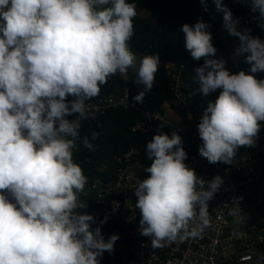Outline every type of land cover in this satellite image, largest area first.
Segmentation results:
<instances>
[{"label": "clouds", "instance_id": "9594fccd", "mask_svg": "<svg viewBox=\"0 0 264 264\" xmlns=\"http://www.w3.org/2000/svg\"><path fill=\"white\" fill-rule=\"evenodd\" d=\"M238 2L264 29V0ZM214 3L223 29L238 38L234 55L244 56L247 73L231 72L226 60L214 58L211 25L202 17L181 31L191 59L203 61L194 69L199 94L207 98L220 90L197 124L199 155L231 165L241 147L257 146L264 128V79L255 75L264 73V39L251 28L241 30L222 0ZM136 16L130 0H0V264H101L105 252L114 253L120 237L105 240L107 217L97 224L79 198L88 178L73 159L81 124L69 117L89 118L86 101L109 77L135 65L128 41ZM159 64V53L140 60L134 83L143 90L133 106L154 87ZM98 135L93 131L91 140ZM81 139L93 149L87 136ZM146 156L149 175L134 191L140 235L152 249L200 238L212 226L209 202L224 178L198 176L185 163L188 153L175 131L158 129ZM232 204L227 215L239 225L240 198Z\"/></svg>", "mask_w": 264, "mask_h": 264}, {"label": "built area", "instance_id": "2783aa9c", "mask_svg": "<svg viewBox=\"0 0 264 264\" xmlns=\"http://www.w3.org/2000/svg\"><path fill=\"white\" fill-rule=\"evenodd\" d=\"M234 19L239 21L241 30L254 26L250 13ZM220 38L224 44L237 39L229 36L223 26ZM234 53L228 49L221 56L227 61L226 67L235 73L240 71L241 60ZM186 68V64L175 61L167 66L177 108L165 103L162 111L154 106L147 93L143 103L133 106V97L143 90L142 86L135 85L119 95L86 102L90 117L80 119L76 116L74 119L81 124L80 136L83 138L96 120L111 109L123 106L145 116L146 121L134 126L133 132L145 130L146 124H149V141L155 135L154 121L169 126V135L172 131L177 132L188 153L185 163L206 180L217 174L225 180L220 191L209 202L212 226L200 238H190L163 248H151L150 239L141 236L138 230L141 217L135 207L134 196L138 181L149 175L144 169L150 166L151 161L146 156V145L134 147L116 158L114 177L93 180L86 184L84 193L79 197L88 204L84 211L94 215L97 224L107 217V222L101 227L105 240L113 234L120 237L114 245V253L110 255L105 252L101 264H264V128L259 134L257 146L241 147L231 165L210 164L202 158L198 152L202 141L198 136L197 124L207 101L202 99L194 82L186 77ZM217 97L209 99L215 100ZM189 112L192 113L191 120L187 118ZM81 138L76 139L77 147L73 154L79 148ZM235 198H240L243 210L239 225L233 224V218L227 215ZM113 201L118 202V207H114Z\"/></svg>", "mask_w": 264, "mask_h": 264}, {"label": "trees", "instance_id": "16d2710c", "mask_svg": "<svg viewBox=\"0 0 264 264\" xmlns=\"http://www.w3.org/2000/svg\"><path fill=\"white\" fill-rule=\"evenodd\" d=\"M134 2L140 11L147 14L142 16L137 12L134 19V35L128 41V47L131 52L136 54L151 55L159 53L160 64L156 73V83L151 91L147 92L153 101L154 106L163 111L164 104L168 103L177 108L173 91L171 90V80L168 78L167 66L175 61L178 64H186L185 75L192 80L199 89V84L195 79L194 69L203 61H193L190 53L185 48V34L181 31L184 23L194 24L198 17L211 25L210 31L213 36V45L218 49L214 58H222L221 54L228 49L235 51L238 47V38L229 44H224L220 38L223 26V13L216 9L214 0H130ZM233 15V18L253 13L249 8L238 2V0H222ZM207 9V10H205ZM252 35L264 39V29L257 27V21L254 19V26L251 27ZM240 70L249 71L250 65L244 62V56L238 57ZM258 79H264V73L255 74ZM134 81L129 83L117 73L108 78L106 84L101 86L98 96L89 101H96L109 95H119L129 87L135 86ZM143 87V86H142ZM220 90L211 93L209 97H202L207 101L210 97L218 96ZM71 99V97H69ZM75 117H69L74 119ZM146 121L144 115L136 112L130 107H117L111 109L106 115L96 120L89 126L83 137L87 136L94 147L89 150L83 146V140L80 141L79 148L74 152V162L79 164L84 174L88 178V183L95 179L103 177H114L117 170L116 158L123 152L134 147H142L149 142L147 131L149 124H146L145 130L133 132V127ZM155 134L158 129L160 132H169V126L161 121H154ZM162 126V127H161ZM99 133L95 141L91 140V133ZM87 183V184H88Z\"/></svg>", "mask_w": 264, "mask_h": 264}, {"label": "rangeland", "instance_id": "374dc122", "mask_svg": "<svg viewBox=\"0 0 264 264\" xmlns=\"http://www.w3.org/2000/svg\"><path fill=\"white\" fill-rule=\"evenodd\" d=\"M137 12H139L142 16L147 17V14L144 13L143 11H140L138 8H137ZM135 56H136L135 65L128 69L127 74H122V76L129 83H132L134 81L135 76H136V72L139 68L140 60L142 59L143 56H145V54H136Z\"/></svg>", "mask_w": 264, "mask_h": 264}]
</instances>
